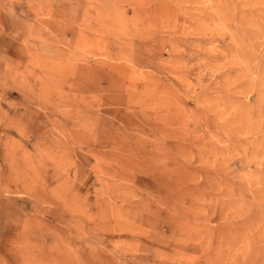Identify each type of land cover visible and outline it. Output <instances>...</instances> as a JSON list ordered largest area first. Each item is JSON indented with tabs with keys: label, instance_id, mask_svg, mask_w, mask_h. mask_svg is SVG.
Segmentation results:
<instances>
[{
	"label": "rangeland",
	"instance_id": "obj_1",
	"mask_svg": "<svg viewBox=\"0 0 264 264\" xmlns=\"http://www.w3.org/2000/svg\"><path fill=\"white\" fill-rule=\"evenodd\" d=\"M263 108L264 0H0V264H264Z\"/></svg>",
	"mask_w": 264,
	"mask_h": 264
},
{
	"label": "bare ground",
	"instance_id": "obj_2",
	"mask_svg": "<svg viewBox=\"0 0 264 264\" xmlns=\"http://www.w3.org/2000/svg\"><path fill=\"white\" fill-rule=\"evenodd\" d=\"M263 109H264V108H263ZM235 111H236V110H235ZM239 117H240V116H239ZM250 117H251V116H250ZM235 120H236V119H235ZM235 120H234V121H235ZM249 120H250V119H249ZM239 121H240V120H239ZM259 125H260V124H259ZM252 126H253V125H252Z\"/></svg>",
	"mask_w": 264,
	"mask_h": 264
}]
</instances>
